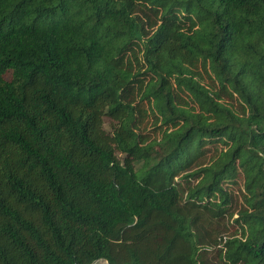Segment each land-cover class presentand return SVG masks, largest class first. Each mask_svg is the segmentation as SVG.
Listing matches in <instances>:
<instances>
[{
  "label": "trees",
  "instance_id": "16d2710c",
  "mask_svg": "<svg viewBox=\"0 0 264 264\" xmlns=\"http://www.w3.org/2000/svg\"><path fill=\"white\" fill-rule=\"evenodd\" d=\"M213 249L264 264V0H0V264Z\"/></svg>",
  "mask_w": 264,
  "mask_h": 264
},
{
  "label": "rangeland",
  "instance_id": "374dc122",
  "mask_svg": "<svg viewBox=\"0 0 264 264\" xmlns=\"http://www.w3.org/2000/svg\"><path fill=\"white\" fill-rule=\"evenodd\" d=\"M112 120L109 118V117H105V127L107 129H111L112 128ZM147 127H149V124L147 125ZM151 136H155L157 135V133L153 130V129H150V132ZM215 146L213 144L209 145V151H208V155L211 156L214 152V148ZM241 185H233V188L235 189V194H236V198H238L240 201L238 204H240L241 202V188H240ZM235 230V229H233ZM232 231V230H231ZM217 249H213L212 251H210V253L208 254L209 258H210V262H212L213 264H219V261H218V258L216 257V252ZM93 264H109L108 261L104 260V259H100V260H97L95 263Z\"/></svg>",
  "mask_w": 264,
  "mask_h": 264
}]
</instances>
